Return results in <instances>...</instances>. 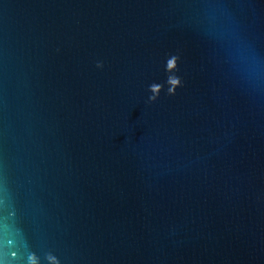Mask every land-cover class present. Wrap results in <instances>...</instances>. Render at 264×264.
Returning <instances> with one entry per match:
<instances>
[{"label": "water", "instance_id": "95a60500", "mask_svg": "<svg viewBox=\"0 0 264 264\" xmlns=\"http://www.w3.org/2000/svg\"><path fill=\"white\" fill-rule=\"evenodd\" d=\"M0 264H264V0H0Z\"/></svg>", "mask_w": 264, "mask_h": 264}, {"label": "clouds", "instance_id": "9594fccd", "mask_svg": "<svg viewBox=\"0 0 264 264\" xmlns=\"http://www.w3.org/2000/svg\"><path fill=\"white\" fill-rule=\"evenodd\" d=\"M97 67H102V65L101 64H98Z\"/></svg>", "mask_w": 264, "mask_h": 264}]
</instances>
